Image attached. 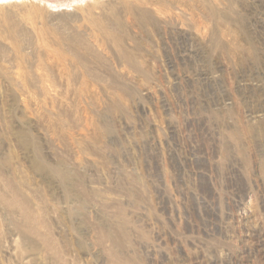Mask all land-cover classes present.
<instances>
[{
	"label": "rangeland",
	"instance_id": "rangeland-1",
	"mask_svg": "<svg viewBox=\"0 0 264 264\" xmlns=\"http://www.w3.org/2000/svg\"><path fill=\"white\" fill-rule=\"evenodd\" d=\"M0 264H264V0H0Z\"/></svg>",
	"mask_w": 264,
	"mask_h": 264
},
{
	"label": "bare ground",
	"instance_id": "bare-ground-1",
	"mask_svg": "<svg viewBox=\"0 0 264 264\" xmlns=\"http://www.w3.org/2000/svg\"><path fill=\"white\" fill-rule=\"evenodd\" d=\"M55 39V38H54Z\"/></svg>",
	"mask_w": 264,
	"mask_h": 264
}]
</instances>
